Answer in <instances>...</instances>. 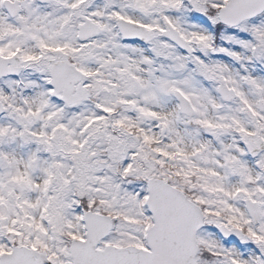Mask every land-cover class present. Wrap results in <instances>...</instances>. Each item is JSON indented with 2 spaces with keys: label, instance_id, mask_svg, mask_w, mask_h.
<instances>
[{
  "label": "snow or ice",
  "instance_id": "1",
  "mask_svg": "<svg viewBox=\"0 0 264 264\" xmlns=\"http://www.w3.org/2000/svg\"><path fill=\"white\" fill-rule=\"evenodd\" d=\"M0 264H264V0H0Z\"/></svg>",
  "mask_w": 264,
  "mask_h": 264
}]
</instances>
